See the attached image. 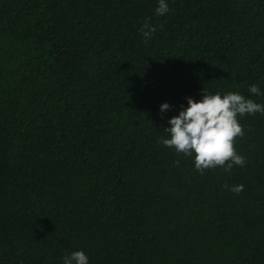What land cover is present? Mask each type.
I'll use <instances>...</instances> for the list:
<instances>
[{"label":"trees","instance_id":"trees-1","mask_svg":"<svg viewBox=\"0 0 264 264\" xmlns=\"http://www.w3.org/2000/svg\"><path fill=\"white\" fill-rule=\"evenodd\" d=\"M166 2L0 0V264H264V114L227 171L162 143L185 97L264 104V0Z\"/></svg>","mask_w":264,"mask_h":264},{"label":"clouds","instance_id":"clouds-1","mask_svg":"<svg viewBox=\"0 0 264 264\" xmlns=\"http://www.w3.org/2000/svg\"><path fill=\"white\" fill-rule=\"evenodd\" d=\"M157 15L169 12L166 0H157L155 9ZM156 27L145 21L141 28L142 36L147 40ZM248 91L260 96L261 91L256 84L249 85ZM186 106H182L176 115L168 118V133L162 143L174 148L177 153L192 156L193 165L197 171H203L216 166L224 167L225 171L233 164L244 165V157L237 154L233 142L238 136H243V129L237 116L255 113L264 114V104L251 98H245L238 92L206 93L198 99L185 97ZM167 101L161 102V113L170 109ZM227 162V163H226ZM230 191L239 193L243 185L232 186ZM63 264H88V256L83 250H75L65 255Z\"/></svg>","mask_w":264,"mask_h":264}]
</instances>
